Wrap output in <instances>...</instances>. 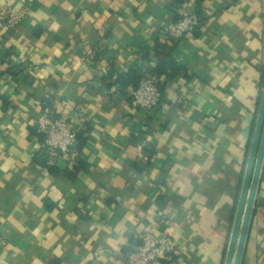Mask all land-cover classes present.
I'll use <instances>...</instances> for the list:
<instances>
[{
	"label": "crops",
	"instance_id": "crops-1",
	"mask_svg": "<svg viewBox=\"0 0 264 264\" xmlns=\"http://www.w3.org/2000/svg\"><path fill=\"white\" fill-rule=\"evenodd\" d=\"M182 10L200 27L168 42ZM163 60L182 70L154 75L160 107L133 108L117 77ZM263 68L264 0H0V264H124L146 232L175 264H222ZM48 110L85 137L54 173L34 138ZM241 264H264V205Z\"/></svg>",
	"mask_w": 264,
	"mask_h": 264
},
{
	"label": "built area",
	"instance_id": "built-area-1",
	"mask_svg": "<svg viewBox=\"0 0 264 264\" xmlns=\"http://www.w3.org/2000/svg\"><path fill=\"white\" fill-rule=\"evenodd\" d=\"M24 17V11L9 10L2 26L12 28ZM200 27L198 16L188 10H182L178 18L164 28L168 42L176 43L184 36L193 33ZM129 104L150 114H154L161 105L162 95L158 88L157 79L149 74H143L137 81L135 88L128 94ZM3 107L2 92L0 90V108ZM79 128L67 112L48 110L46 116L34 124V138L40 152L46 154L47 165H54L58 160L72 163L74 150L77 147ZM173 244L166 235H155L146 232L140 236L139 242L130 251L122 254L124 264H175Z\"/></svg>",
	"mask_w": 264,
	"mask_h": 264
},
{
	"label": "water",
	"instance_id": "water-1",
	"mask_svg": "<svg viewBox=\"0 0 264 264\" xmlns=\"http://www.w3.org/2000/svg\"><path fill=\"white\" fill-rule=\"evenodd\" d=\"M263 161L264 78L253 120L243 175L222 264H241L242 262L254 207L256 205H264V199L257 198ZM57 162L62 163L60 160Z\"/></svg>",
	"mask_w": 264,
	"mask_h": 264
},
{
	"label": "trees",
	"instance_id": "trees-1",
	"mask_svg": "<svg viewBox=\"0 0 264 264\" xmlns=\"http://www.w3.org/2000/svg\"><path fill=\"white\" fill-rule=\"evenodd\" d=\"M197 15V14H196ZM162 50L163 47L162 45H159L156 49V53L158 52L157 50ZM161 53L158 52V55ZM182 70L181 67L177 66L176 64H174L173 62H170V61H159L156 68L154 70H152L149 74L151 75H155L156 77H159L160 75H165L166 78H172L174 75H176L178 72H180ZM261 87H262V83H263V78H264V68L261 70ZM154 76V77H155ZM110 77H111V73L108 75L107 78H104L102 79L103 83L106 85V86H110ZM142 77V75H140L139 73L137 72H132L131 74L129 75H119L117 77V80H116V83H129V85H132L134 88L137 84V81ZM155 77V78H156ZM81 130L78 131V134H77V142L79 144H82V142L85 140V137H81ZM35 135V133H34ZM149 154H153V150H146ZM39 155H40V158H41V162L40 165L42 167H47V169L54 173V172H58V169L56 168L55 165L53 166H47V157H46V154L44 152H40L39 151ZM238 196V195H237ZM236 200H237V197H236ZM232 212H234V209L232 210Z\"/></svg>",
	"mask_w": 264,
	"mask_h": 264
}]
</instances>
